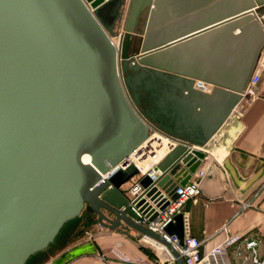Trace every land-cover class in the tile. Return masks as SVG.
<instances>
[{
  "label": "water",
  "instance_id": "obj_1",
  "mask_svg": "<svg viewBox=\"0 0 264 264\" xmlns=\"http://www.w3.org/2000/svg\"><path fill=\"white\" fill-rule=\"evenodd\" d=\"M156 1L0 0V264H26L85 208L101 227L134 230L185 264L134 206L168 189L174 198L199 167L205 152L192 146L208 144L242 99L264 23L249 1L199 32L155 36ZM152 130L179 141L155 181L134 166L102 177ZM134 176L144 189L135 205Z\"/></svg>",
  "mask_w": 264,
  "mask_h": 264
},
{
  "label": "crops",
  "instance_id": "obj_2",
  "mask_svg": "<svg viewBox=\"0 0 264 264\" xmlns=\"http://www.w3.org/2000/svg\"><path fill=\"white\" fill-rule=\"evenodd\" d=\"M249 1L255 3L264 23V0H157L153 5V31L161 37L187 36L192 30L199 32L238 15ZM255 72L261 75L257 94L244 96L205 145L207 155L201 164L208 173L201 181L202 194L189 201L186 209L191 232L204 247L222 242L227 226L230 234L260 238L258 252L264 257V49ZM212 89L213 85L206 92ZM138 180V176L133 177V181ZM160 198L159 204H166L173 194L164 190ZM87 218L76 231L85 239L67 241L62 252L73 249L75 243L81 247L92 242L89 251L71 254L62 264H136L124 257L152 261L136 231L126 236ZM176 223L172 231L179 234Z\"/></svg>",
  "mask_w": 264,
  "mask_h": 264
},
{
  "label": "built area",
  "instance_id": "obj_3",
  "mask_svg": "<svg viewBox=\"0 0 264 264\" xmlns=\"http://www.w3.org/2000/svg\"><path fill=\"white\" fill-rule=\"evenodd\" d=\"M115 37L116 36L111 37L112 41ZM119 46L120 40L117 47ZM260 80V73L255 72L251 76L242 98L246 95L255 96L257 94V87ZM197 87L204 91H208L212 88V84L206 81L197 80ZM178 143L179 141L177 139L158 130H152L144 141L112 167L108 173L102 174V177L110 179L116 173L127 171L130 167L134 166L137 168L140 175L146 174L155 181L160 172L158 164L178 145ZM192 147L205 152L204 159L206 158L207 150L205 146L193 145ZM207 173V168L200 164L199 167L190 174L189 180L186 184H179L177 186L175 189L176 196L166 204H159L161 198L151 199L147 197L146 201L148 202L149 207L134 206L135 211L140 216L139 222L163 234L169 241H171L184 257L185 264H264V257H261L258 252V246L261 241L258 237L254 238L245 237L242 234H230L229 228L225 226L223 228L226 232L224 240L215 246L208 248L204 247L203 242L192 234L190 214L186 209V206L189 201L197 200L202 194L201 181L205 178ZM132 190V200L135 205L138 201V196L144 191V189L138 181H135ZM177 215L182 216L183 237H180L176 233H169L166 231V228L170 224L176 222ZM138 239L163 249L166 252L170 263L176 264L173 254L164 245L147 237H141ZM132 263L153 264L141 259Z\"/></svg>",
  "mask_w": 264,
  "mask_h": 264
},
{
  "label": "rangeland",
  "instance_id": "obj_4",
  "mask_svg": "<svg viewBox=\"0 0 264 264\" xmlns=\"http://www.w3.org/2000/svg\"><path fill=\"white\" fill-rule=\"evenodd\" d=\"M121 30H122V28H121ZM141 33L142 32H139V34H138L139 36L138 37L142 36ZM116 38H118V41L120 40L119 36L116 37ZM122 176H123V172L118 173L116 179H120ZM132 184H133V180H132L131 183L129 182V184H127V186H129V187H127V189L130 188L129 192L131 190V195L133 194V190H132V187H131ZM90 214H92V213L90 212V210L88 208H86L82 215H80V216L68 221L62 227V229L59 232V234L56 237V239L47 247V249H45L43 251H40V252H37L36 254L32 255L29 258V261H27L26 264H42V263L43 264H62L64 261H66L69 258V256L71 254H75V253H78V252L89 251L92 242H89L87 245H84V246H81V247H78L79 246V245H77L78 243H75L74 244L75 247L73 249L71 247L69 250H66V251L62 252L63 248L65 247L63 245L67 241H72L73 242L76 239L75 242H77L79 239H81V240L85 239L84 237L82 238V236H84L83 233H78L77 234V232H78L77 229H79V227L81 226L82 221L85 220L87 217H89V219L88 218L87 219L90 222V220H91L90 219ZM82 229H83V227H82ZM119 243L120 242H118V244ZM81 244H86V243H81ZM140 245L144 249V251L147 252L149 257H151V259H152L151 263H153V264H172L168 260L166 252L163 249H161V248H159V247H157L155 245L149 244L147 242H144V241H140ZM59 252H60L61 255H57L55 257L54 255L58 254ZM51 256H54L53 260H52V258H50ZM124 260L127 261V262H136L137 259H133L131 257H124Z\"/></svg>",
  "mask_w": 264,
  "mask_h": 264
},
{
  "label": "bare ground",
  "instance_id": "obj_5",
  "mask_svg": "<svg viewBox=\"0 0 264 264\" xmlns=\"http://www.w3.org/2000/svg\"><path fill=\"white\" fill-rule=\"evenodd\" d=\"M122 30L120 29V32H121ZM120 37V35H117L116 37ZM113 38V41H114V43L118 46L119 45V41H118V38ZM141 54V53H140ZM143 94V93H142ZM132 95V94H131ZM147 94H144V98H143V100L145 99V100H147ZM145 100H144V102H145ZM84 159H85V161H89V157L87 156V155H84ZM85 210V209H84ZM84 210L82 211V213L80 214V215H82L83 214V212H84ZM76 218V217H75ZM90 219L91 220H93V218H92V215L90 214ZM94 221V220H93ZM47 249V248H46ZM45 250V249H44ZM43 251V250H42ZM29 261V260H28ZM30 263V262H29Z\"/></svg>",
  "mask_w": 264,
  "mask_h": 264
},
{
  "label": "flooded vegetation",
  "instance_id": "obj_6",
  "mask_svg": "<svg viewBox=\"0 0 264 264\" xmlns=\"http://www.w3.org/2000/svg\"><path fill=\"white\" fill-rule=\"evenodd\" d=\"M86 209V208H85Z\"/></svg>",
  "mask_w": 264,
  "mask_h": 264
}]
</instances>
